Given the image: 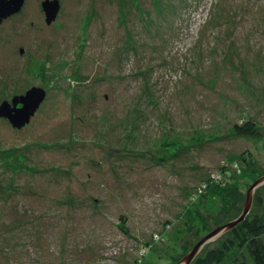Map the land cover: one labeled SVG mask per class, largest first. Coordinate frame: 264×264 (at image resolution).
Here are the masks:
<instances>
[{"label":"rangeland","instance_id":"374dc122","mask_svg":"<svg viewBox=\"0 0 264 264\" xmlns=\"http://www.w3.org/2000/svg\"><path fill=\"white\" fill-rule=\"evenodd\" d=\"M43 1L0 21V105L45 91L24 127L0 117V264H134L194 238L188 208L236 218L246 185L224 205L212 174L247 153L264 175V0H58L50 24Z\"/></svg>","mask_w":264,"mask_h":264},{"label":"trees","instance_id":"16d2710c","mask_svg":"<svg viewBox=\"0 0 264 264\" xmlns=\"http://www.w3.org/2000/svg\"><path fill=\"white\" fill-rule=\"evenodd\" d=\"M230 132L237 136L257 137L258 135L255 123L251 120H240L235 122L230 128ZM246 155L247 153H243L240 157L241 163L238 160L231 162L229 170L221 168V170H217L212 174V179L216 184L211 187L220 190L219 193L222 195L221 197L224 205L231 204V206L234 207L239 203L243 197L242 186L246 185L248 188L259 176L255 173V166L257 163L255 164V160ZM202 185L199 187L202 192L204 188L207 190L210 189L208 183L205 184L203 189ZM196 195L199 197L197 193ZM196 199V197L192 198L193 201H196ZM253 200L257 206H261V198L258 195L254 196ZM183 215L184 216H181V226L177 228V232H192L194 238L191 239L189 243L185 241L183 244L178 242L171 244L169 242V244H167L168 246H165V249L158 251L155 250L154 244L164 241L163 237L160 236V239H154V241L151 242L152 245H150V243L145 244L146 251H142L139 259H137L134 264H139L143 257L147 256L151 250L165 252L167 264H171L173 261L176 262L183 254L191 249L199 238L216 227L215 225L210 226L198 209L188 208ZM218 239L220 243L217 246L213 245L209 248L204 247L205 250L204 248L202 249L204 252H200L191 264H264V212L261 214H250L249 211L241 222L233 226ZM170 241L172 242V240ZM170 251H175L174 255H176V252L178 255L170 259L168 256L169 253H172ZM178 251H181V253ZM229 254H232V259L230 263H226L225 259Z\"/></svg>","mask_w":264,"mask_h":264},{"label":"water","instance_id":"95a60500","mask_svg":"<svg viewBox=\"0 0 264 264\" xmlns=\"http://www.w3.org/2000/svg\"><path fill=\"white\" fill-rule=\"evenodd\" d=\"M25 0H0V21L15 13H18ZM42 10L45 13V22L50 24L60 9L58 0H44L41 3ZM22 52V49H20ZM45 98V91L42 88L33 87L23 95H16L11 102L4 100L0 105V117L6 118L13 128H21L29 123L31 117ZM20 104L18 107L17 105ZM264 185V175L258 177L246 190L245 202L240 214L220 226L211 229L204 236L199 238L175 264H191L202 249L211 241L218 239L233 226L241 222L249 213L252 206L254 192Z\"/></svg>","mask_w":264,"mask_h":264},{"label":"flooded vegetation","instance_id":"af4514ba","mask_svg":"<svg viewBox=\"0 0 264 264\" xmlns=\"http://www.w3.org/2000/svg\"><path fill=\"white\" fill-rule=\"evenodd\" d=\"M26 1V0H25ZM25 1H24V4H25ZM23 4V5H24ZM23 7V6H22ZM22 7H21V9H20V11L18 12V13H15V14H13V15H11V16H9V17H7V18H11V17H13V16H15L16 14H20V13H22ZM41 9H42V7H41ZM42 12L44 13V11L42 10ZM58 14V13H57ZM44 16H45V13H44ZM6 18V19H7ZM17 106H20V104H18Z\"/></svg>","mask_w":264,"mask_h":264},{"label":"built area","instance_id":"2783aa9c","mask_svg":"<svg viewBox=\"0 0 264 264\" xmlns=\"http://www.w3.org/2000/svg\"><path fill=\"white\" fill-rule=\"evenodd\" d=\"M143 251H146V248L144 247Z\"/></svg>","mask_w":264,"mask_h":264}]
</instances>
